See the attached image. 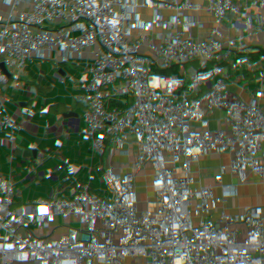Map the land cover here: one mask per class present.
Listing matches in <instances>:
<instances>
[{"label":"built area","instance_id":"built-area-1","mask_svg":"<svg viewBox=\"0 0 264 264\" xmlns=\"http://www.w3.org/2000/svg\"><path fill=\"white\" fill-rule=\"evenodd\" d=\"M73 15L92 19L75 32L94 42L88 56L62 44ZM263 17L264 0H0V195L44 192L38 264H264V55L233 40ZM112 107L146 124L109 126ZM211 123L216 145L202 141ZM155 130L173 151L162 168L150 162ZM189 144L250 180L255 226L239 223L227 186L184 164ZM187 200L215 207L209 230ZM174 241L188 263L168 259Z\"/></svg>","mask_w":264,"mask_h":264},{"label":"crops","instance_id":"crops-1","mask_svg":"<svg viewBox=\"0 0 264 264\" xmlns=\"http://www.w3.org/2000/svg\"><path fill=\"white\" fill-rule=\"evenodd\" d=\"M248 4H245L243 9H247ZM80 20H83V17H80L79 15H73L69 18L68 23L65 25L67 32H71L73 36L76 37V29H72L73 27L78 24ZM85 20V19H84ZM227 23V19L224 18L220 21L219 27L221 28L223 24ZM240 32L237 31V33L233 34V36L239 35ZM88 36V35H87ZM81 35L78 34V38L72 37V41L67 43V49L70 54L74 56H88L89 54V48L94 44L90 40V36L87 37L89 42H83L81 40ZM78 39V40H75ZM108 124L109 126L114 125H124L129 129H132L134 126L139 125L141 128L146 124L144 120H139L137 115L134 112L131 111H124L121 109H117L115 107L110 108L108 113ZM210 127H212L209 131H202L201 135L202 137H206V139H203L202 141H205L209 145H216L220 142V140L217 138L213 123L210 124ZM158 134H160L161 139L153 144L154 148L157 151V157L151 159V165L154 168H162L167 165L170 158L173 155L172 148L164 141L163 138V132L160 130H155ZM101 148L103 150H108L110 140L106 139L99 142ZM125 145H129V143H124ZM205 158V152L203 150V147L200 145L195 144H189L185 151L182 154V160L184 164H186L190 168H196L199 165H202L204 167V173L209 177L210 184L217 183L216 180L219 181V179H222L224 174H227L228 178L231 176V173L225 164L223 163H213L210 166L207 165V163L203 160ZM102 163V161H95L93 162V165H97ZM236 177V176H235ZM226 178V179H228ZM236 177V180H234L231 184V186L228 187L230 198L228 200L229 202V208L233 213H238L239 217V223L242 225H254L256 224V218L258 215L259 206L257 204L256 196L250 195L248 196L243 192L242 189L238 188L240 184L244 181L238 180ZM245 178V177H244ZM247 178V177H246ZM245 181L250 182V180L246 179ZM236 183V185H234ZM239 185V186H238ZM44 189H50V181L44 182L42 185ZM45 191V190H44ZM239 192V193H238ZM156 193V192H154ZM150 194L146 196L147 202H151L152 200H155L153 198V194ZM13 195V201H14V208H23L27 209L28 207L32 208L35 213L30 214L29 212L25 211L22 215H24V221L26 222V227L28 225V228H25L24 226L19 228L14 223H9L11 226L3 227L0 226V240L5 238L7 239V245L4 247L0 246V264H38L39 260L43 257L42 250L38 252L39 247L41 246V238L35 237L32 232L31 228L38 226L41 224V221L38 219V210L41 206V199L43 198L44 192H35L33 195L28 194H17L14 195L12 193H7ZM157 198V193H156ZM28 200V202H26ZM33 203L34 205H32ZM187 204L190 206L189 213H190V219L193 222H197L202 225V227L205 230H209L210 228V221L213 223L217 218V211L215 207L208 203H203L205 206V210L203 211L200 209V205L202 204L201 200H198L197 202H190L187 200ZM240 211V212H239ZM4 214V213H3ZM212 214L214 216L212 217ZM8 215V214H5ZM27 216V217H26ZM201 216H206L207 219L205 222H201ZM13 218V216H10ZM19 222V219H16V222ZM7 223V222H6ZM22 226V225H21ZM18 228V229H17ZM24 228V230H23ZM30 228V230H29ZM30 231L29 234H27V231ZM25 234L29 237V240L27 241V244L23 246H30L28 249H24L22 245H14L12 238H14L17 234ZM11 240V241H10ZM10 241V242H9ZM36 250L37 253H31L26 255L24 251H31ZM166 250L168 251V259L171 261L174 260H182L185 263H188L189 257L187 252L185 251V247L183 242L180 241H174L167 245ZM34 254V255H33ZM6 257V259H5ZM261 260L264 261V251L261 254Z\"/></svg>","mask_w":264,"mask_h":264},{"label":"trees","instance_id":"trees-1","mask_svg":"<svg viewBox=\"0 0 264 264\" xmlns=\"http://www.w3.org/2000/svg\"><path fill=\"white\" fill-rule=\"evenodd\" d=\"M241 1L249 3L255 0H241ZM237 30L238 32H240V34L237 36H233V40L236 41L238 45L246 47L248 51L253 52L259 57L264 55V17L257 19L254 25H250L244 22L239 26ZM123 47H124V42L122 40L117 42L116 50L118 53L122 51ZM235 176H236L235 174H231V176L228 179H219L217 183L209 184V186L213 189H216L219 185H225L229 187L231 186L232 182L236 180ZM246 179L248 178L246 177L238 178V180L240 181H245ZM124 203L126 205L138 204V197L135 196L127 200ZM8 219H9L8 216L0 214V226L8 227L6 223ZM9 226H11V224H9ZM90 234H91V229L88 227H85V228H78L76 230L69 231L68 237L70 239L72 238L83 239ZM12 239H14L13 240L14 245L20 244L23 246L27 244L29 237L25 234L20 233V234H17Z\"/></svg>","mask_w":264,"mask_h":264},{"label":"rangeland","instance_id":"rangeland-1","mask_svg":"<svg viewBox=\"0 0 264 264\" xmlns=\"http://www.w3.org/2000/svg\"><path fill=\"white\" fill-rule=\"evenodd\" d=\"M84 23L91 24V26L93 27V22H92V19L91 18H83V20H80L78 22V24H76V26L73 27L72 29L73 30L76 29L77 31H80L82 29ZM72 37H73V39L74 38H78V34L76 35V37L73 36L71 32H69V33L67 32L66 34H62L61 35L62 44L64 46H67V43L68 42H71L73 40ZM87 37H88L87 35H81L80 38H81V40L83 42H89V40L87 39ZM75 40H78V39H75ZM226 178H228V176H227V174H224V176L222 177V179H226ZM234 185H236V183ZM249 185H250V182L244 181V182H242L240 184V186L238 185L239 186L238 188L242 189L243 192H244L249 187ZM152 196H153L154 199H156V193H154ZM142 199L145 200L146 198L139 197L138 198V202L142 201ZM41 201H42V199H41ZM26 202H28V200ZM14 204L15 203L13 201V195H11V194H1L0 195V214H2V215L8 214V215H6V216L9 217V219L7 221V225L8 226H9V223H14L17 227H19V228L21 227V229H22L23 226L25 228H28V225L26 227V222L24 221V218H25L24 215L27 214V213H25L24 215H22V213L19 212L18 209H15L14 208ZM31 204L34 205L33 203H31ZM10 216H13V218H11ZM213 216H214V214H212V217ZM16 219L17 220L19 219V222L18 221L16 222ZM23 230H24V228H23ZM29 230H30V228H29ZM29 230L27 231V234H29V232H30ZM31 232H32V234L35 237H39L32 230H31ZM39 251H41V246L39 247L38 252ZM24 252L26 253V255L31 254V253H37L36 250L35 251L34 250H31L29 252L28 251L27 252L24 251Z\"/></svg>","mask_w":264,"mask_h":264},{"label":"water","instance_id":"water-1","mask_svg":"<svg viewBox=\"0 0 264 264\" xmlns=\"http://www.w3.org/2000/svg\"><path fill=\"white\" fill-rule=\"evenodd\" d=\"M23 248H24V249H28V248H30V246H23Z\"/></svg>","mask_w":264,"mask_h":264},{"label":"snow or ice","instance_id":"snow-or-ice-1","mask_svg":"<svg viewBox=\"0 0 264 264\" xmlns=\"http://www.w3.org/2000/svg\"><path fill=\"white\" fill-rule=\"evenodd\" d=\"M42 211H46V209H42Z\"/></svg>","mask_w":264,"mask_h":264}]
</instances>
